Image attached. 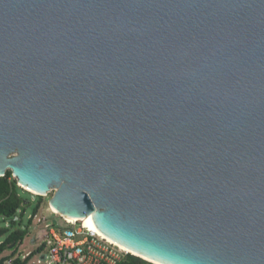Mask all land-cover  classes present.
<instances>
[{
    "label": "water",
    "instance_id": "obj_1",
    "mask_svg": "<svg viewBox=\"0 0 264 264\" xmlns=\"http://www.w3.org/2000/svg\"><path fill=\"white\" fill-rule=\"evenodd\" d=\"M8 171L145 260L264 264V0H0Z\"/></svg>",
    "mask_w": 264,
    "mask_h": 264
},
{
    "label": "built area",
    "instance_id": "obj_2",
    "mask_svg": "<svg viewBox=\"0 0 264 264\" xmlns=\"http://www.w3.org/2000/svg\"><path fill=\"white\" fill-rule=\"evenodd\" d=\"M68 223V227L61 230H57L53 225H47L48 231L44 236L46 238L44 242L48 251L45 249L41 252L39 263L43 261L46 264H116L117 260L129 253L108 242L94 230L84 226L81 221ZM79 235L84 237L78 239ZM118 250L123 253L120 254ZM11 263L12 260H9L8 264Z\"/></svg>",
    "mask_w": 264,
    "mask_h": 264
},
{
    "label": "trees",
    "instance_id": "obj_3",
    "mask_svg": "<svg viewBox=\"0 0 264 264\" xmlns=\"http://www.w3.org/2000/svg\"><path fill=\"white\" fill-rule=\"evenodd\" d=\"M31 192L25 191L18 185V181L14 178L11 171L3 177H0V217L10 222V227L0 226V264H27L30 255L23 258L18 255L19 246L24 242L27 236V229L19 227L22 218L26 213V207L33 202L36 203L34 208V216L38 213L43 204L44 196L36 195L34 201L30 198ZM56 215V214H54ZM57 230L62 227L58 224H52ZM46 243L39 245L37 252L45 251ZM10 250V253H6ZM116 264H151L149 261L133 255L125 254L121 259L117 260Z\"/></svg>",
    "mask_w": 264,
    "mask_h": 264
},
{
    "label": "rangeland",
    "instance_id": "obj_4",
    "mask_svg": "<svg viewBox=\"0 0 264 264\" xmlns=\"http://www.w3.org/2000/svg\"><path fill=\"white\" fill-rule=\"evenodd\" d=\"M23 189L25 191H28L25 188ZM52 195H53V192H51L49 195L44 196L43 204L41 205V208L39 209L38 213L35 216H34V211H35L34 208H35L36 203L33 202L32 204L28 205L26 207V213L24 214L22 218V222L18 224L19 227L23 229H27V232H28L24 242L19 246L18 255L22 257L24 256L27 257L31 253L33 254L29 258L27 264H46V262H43V261L41 263L38 262V260L41 259L42 254L37 252V249L39 245H41L46 240L44 236L46 235L48 231V228H47L48 224L52 225L56 223L62 228L68 227V224H69L68 221L60 214H56L51 210V206L49 205V200L52 197ZM35 196L36 194L31 192L30 198L33 201L35 199ZM0 226L10 227V222L5 221L0 217ZM77 227L78 225H76L75 228ZM83 237L84 236H81V235L77 236L78 239H81ZM47 251L48 249H46V252ZM118 252H120V254L123 253L121 250L120 251L118 250ZM6 253H10V250H8ZM150 263L156 264L154 262H150Z\"/></svg>",
    "mask_w": 264,
    "mask_h": 264
},
{
    "label": "bare ground",
    "instance_id": "obj_5",
    "mask_svg": "<svg viewBox=\"0 0 264 264\" xmlns=\"http://www.w3.org/2000/svg\"><path fill=\"white\" fill-rule=\"evenodd\" d=\"M25 189L29 190L27 187H24ZM32 191V190H30ZM33 192V191H32ZM35 193V192H33ZM51 210L56 213V214H59V211L57 209H55L54 207L51 206ZM67 221L69 222H76V221H81L84 226L86 227H89L91 230H94L96 233H98L100 236H102L103 238H105L108 242H111L112 244H115L116 246L120 247L122 250H125L126 252H130V253H136L135 251L131 250L130 248L118 243V242H115L113 239L109 238L107 235H105L101 230H99L97 228V226L95 225L94 221H93V218L91 216H87V217H84V218H74V217H66L65 218ZM147 260L149 261H152L156 264H162L160 262H157V261H154V260H151L149 258H146Z\"/></svg>",
    "mask_w": 264,
    "mask_h": 264
},
{
    "label": "clouds",
    "instance_id": "obj_6",
    "mask_svg": "<svg viewBox=\"0 0 264 264\" xmlns=\"http://www.w3.org/2000/svg\"><path fill=\"white\" fill-rule=\"evenodd\" d=\"M130 253V252H129Z\"/></svg>",
    "mask_w": 264,
    "mask_h": 264
}]
</instances>
